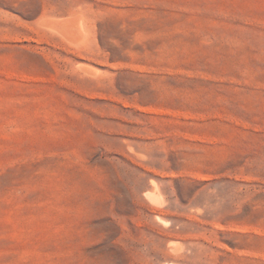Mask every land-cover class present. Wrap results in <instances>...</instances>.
I'll return each mask as SVG.
<instances>
[{
  "label": "rangeland",
  "instance_id": "374dc122",
  "mask_svg": "<svg viewBox=\"0 0 264 264\" xmlns=\"http://www.w3.org/2000/svg\"><path fill=\"white\" fill-rule=\"evenodd\" d=\"M0 264H264V0H0Z\"/></svg>",
  "mask_w": 264,
  "mask_h": 264
},
{
  "label": "bare ground",
  "instance_id": "6f19581e",
  "mask_svg": "<svg viewBox=\"0 0 264 264\" xmlns=\"http://www.w3.org/2000/svg\"><path fill=\"white\" fill-rule=\"evenodd\" d=\"M48 23H54V22L48 21ZM55 23H57V22H55ZM62 25H63V30L65 33L74 34V28H75V31H77L80 28L79 26L81 25V18L78 16H75L74 18H72L70 20L64 21V23ZM77 32H79V31H77Z\"/></svg>",
  "mask_w": 264,
  "mask_h": 264
}]
</instances>
